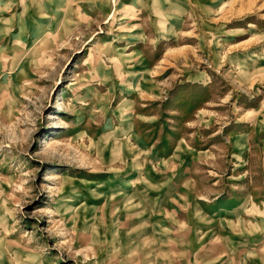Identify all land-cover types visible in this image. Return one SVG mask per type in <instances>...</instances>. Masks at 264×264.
<instances>
[{
    "label": "rangeland",
    "instance_id": "374dc122",
    "mask_svg": "<svg viewBox=\"0 0 264 264\" xmlns=\"http://www.w3.org/2000/svg\"><path fill=\"white\" fill-rule=\"evenodd\" d=\"M0 264H264V0H0Z\"/></svg>",
    "mask_w": 264,
    "mask_h": 264
},
{
    "label": "crops",
    "instance_id": "0c3cea01",
    "mask_svg": "<svg viewBox=\"0 0 264 264\" xmlns=\"http://www.w3.org/2000/svg\"><path fill=\"white\" fill-rule=\"evenodd\" d=\"M220 207H221V208H220L221 210H223V208H225V206H224V203H223V202L221 203ZM220 209H219V210H220Z\"/></svg>",
    "mask_w": 264,
    "mask_h": 264
}]
</instances>
